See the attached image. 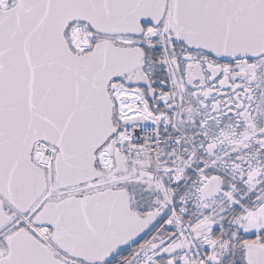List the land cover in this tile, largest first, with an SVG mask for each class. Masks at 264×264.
I'll list each match as a JSON object with an SVG mask.
<instances>
[{
    "label": "snow or ice",
    "instance_id": "6c2138e0",
    "mask_svg": "<svg viewBox=\"0 0 264 264\" xmlns=\"http://www.w3.org/2000/svg\"><path fill=\"white\" fill-rule=\"evenodd\" d=\"M0 264H264V0H0Z\"/></svg>",
    "mask_w": 264,
    "mask_h": 264
}]
</instances>
